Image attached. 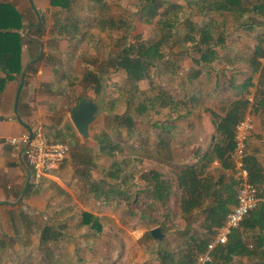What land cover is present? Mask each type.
I'll return each instance as SVG.
<instances>
[{
	"label": "crops",
	"instance_id": "crops-1",
	"mask_svg": "<svg viewBox=\"0 0 264 264\" xmlns=\"http://www.w3.org/2000/svg\"><path fill=\"white\" fill-rule=\"evenodd\" d=\"M0 3L14 7L22 25L13 31L20 46L15 40L0 46V264H199L198 256L206 251H197L199 240L211 241L216 228L206 229L202 215L197 222H185L176 173L199 165L203 152L217 140L214 116L218 122L242 96V117L250 114L253 120L247 181L257 189L258 203L264 202V115L251 109L259 73L248 64L258 48L264 52V32L225 35L217 59L195 78L188 77L191 67L169 65V77L179 79H170V85H179L181 95L168 93V101L180 103L178 112L169 106L151 109L155 99L149 96L144 99L149 107L134 109L128 129L112 119L123 114L117 110L121 99L103 98L95 101L100 115L89 126V137L82 138L69 111L81 98H90L83 74L105 73L104 88L111 80L108 74H115L114 81L124 77L122 70L102 64L103 56L117 50L109 55L96 45L110 39L115 24L108 17L109 0ZM256 62L264 66V55ZM174 69H179L175 76ZM5 72L12 77L7 79ZM247 80L252 86L246 89ZM36 129L69 145L63 163L43 174L29 168L22 150L14 154L7 142ZM148 171L170 183L165 203L150 198L142 178ZM207 171L214 182L224 174V186L230 178L242 184L234 170H222L216 159ZM240 185L233 192L235 202ZM234 205L221 208L226 218ZM155 228L162 239L150 234ZM225 244L214 247L206 264H264V225H241Z\"/></svg>",
	"mask_w": 264,
	"mask_h": 264
},
{
	"label": "trees",
	"instance_id": "trees-1",
	"mask_svg": "<svg viewBox=\"0 0 264 264\" xmlns=\"http://www.w3.org/2000/svg\"><path fill=\"white\" fill-rule=\"evenodd\" d=\"M182 1L183 5L165 0H145L141 19L146 23H151L154 18H158L155 25L156 36L153 40H144L139 36L130 37L128 40L125 36L119 44L117 52L108 57L107 63H105L107 67L124 72L126 91L130 97L139 89L140 82L149 80L152 78L151 73L159 70L158 65L164 58L163 49L165 47L170 51L177 47L176 53L171 52L167 56L169 60H171L170 57L177 58L180 55L189 58L192 66L188 77L195 78L199 75L200 69L211 67L218 57V49L224 47L225 35L228 36L230 33L223 28L225 19H230L232 30L252 31L256 28H264V0ZM218 18L222 19L221 22L217 21ZM21 26V15L14 7L10 4L0 3V46L11 44L12 40L17 41L20 46V40H17L18 34L13 31L19 30ZM263 55V50L258 48L256 54L248 60V64L254 72L259 73L251 109L254 113L260 112L264 115V66L256 62V59ZM177 70L179 69H174L172 75L175 76ZM161 73H165V70ZM5 74L7 79L12 77L11 72H5ZM105 78V73L85 72L82 77L84 91L91 90L94 95L99 97L105 90L102 85ZM0 83H2L1 80ZM150 83L153 87L147 93L138 90L145 96L135 107L136 110H146L149 104L144 99L151 96L155 99V103H151V109L159 112L169 106L170 110L178 112L179 109L176 107H179L180 103L168 101L169 96L162 91L156 92L153 80ZM250 86H252L250 80L244 82V88L247 89ZM0 90H2L1 86ZM245 104L246 101L242 96L230 106L225 117L219 119L218 122L215 121L214 116L213 124L216 126L217 132V136L213 137V139H217L214 145L203 152L199 159V165L184 166L177 170L175 177L177 188H181L183 192L180 210L187 224L197 222L202 215L206 229L216 228L217 230L226 218L221 208L235 203L233 192L241 182L230 178V184L224 186V174L218 175L217 182H214L207 168L216 159L222 170H234L232 160L233 131L242 117ZM125 113L120 116L115 115L112 119L116 123L125 124L129 129L132 125V117ZM247 161L249 158L245 156L243 160L245 170L246 168L248 170ZM142 178L147 180L152 201L165 203L168 200L171 185L161 174L148 171ZM149 180H151L150 184H148ZM253 180L249 178L250 182ZM217 184L221 185L220 190L216 189ZM196 210L199 212L195 213ZM241 225L251 228L263 226L264 202H259L256 208L241 222ZM235 231L229 235L228 240ZM209 241L208 237L199 240L197 251L202 252Z\"/></svg>",
	"mask_w": 264,
	"mask_h": 264
},
{
	"label": "rangeland",
	"instance_id": "rangeland-1",
	"mask_svg": "<svg viewBox=\"0 0 264 264\" xmlns=\"http://www.w3.org/2000/svg\"><path fill=\"white\" fill-rule=\"evenodd\" d=\"M169 2H176L180 5H183L182 0H165ZM145 6V0H109V8H108V17L111 22H114V25H111L110 28V39L103 40L97 42L96 45H99L98 48L103 49L102 51L104 53H108L109 55L112 52H115L118 50L119 44H121V41H123L124 37L126 36L129 40L130 37H136L139 36L140 38L144 40H153V38L156 36V22L158 18H154V20L151 23H146L141 19V14L144 12L142 8ZM161 11V10H160ZM221 18H218L217 21L221 22ZM231 21L230 19H226L223 22V28L227 32H230V36L234 35L235 33L239 32L240 30L231 29ZM116 28V29H115ZM264 32V28L254 29L253 32L250 34L259 33L261 34ZM132 39V38H131ZM133 41V40H131ZM252 43V42H251ZM89 49L92 50L94 46L86 45ZM261 47L264 48V40L261 43ZM96 48V47H95ZM171 52H177V47H174L170 50L165 47L163 49L164 58L158 65L159 70L154 71L155 73H151V77L149 80L144 81L143 83H140L141 89L144 88L145 92L147 93L149 89H151L152 83L151 80H153V85L155 86L156 92L162 91L165 92V94L171 93L175 97H179L181 95V90L179 85L171 86L170 85V79L174 82H178L179 79L171 78L169 77V70L166 68L171 65L172 63H175L177 65L182 66L183 68L191 67L192 64L188 57L179 56V57H170L167 58L168 55L171 54ZM99 59V58H98ZM108 57L103 56L102 57V64L107 63ZM161 68V69H160ZM165 70V73H161ZM108 77L111 79L109 82V85L106 86L105 90L102 92V94L98 97L92 93L91 90H87L85 93L89 94V97L96 101L101 103L103 98H106L107 102H110L111 100H116L117 98L121 99L119 100L118 105V112L128 114L132 117V114L135 112V107L139 103L140 100L145 96V94L140 93L138 90L133 94V96L130 97L129 94H127V86H126V80L125 76L118 78V81L112 80V77H116L115 74L113 76H110L108 74ZM176 79V80H175ZM115 82V83H114ZM114 84V85H113ZM147 95V94H146ZM116 109V108H115ZM100 115L99 113L97 114Z\"/></svg>",
	"mask_w": 264,
	"mask_h": 264
},
{
	"label": "built area",
	"instance_id": "built-area-1",
	"mask_svg": "<svg viewBox=\"0 0 264 264\" xmlns=\"http://www.w3.org/2000/svg\"><path fill=\"white\" fill-rule=\"evenodd\" d=\"M252 128L253 120L250 114H245L234 127L232 160L235 174L240 178L242 184L237 191L233 209L224 223L215 231L206 246V251L198 256L199 264L211 262L210 254L214 247L224 245L229 235L238 229L241 222L258 204L257 189L247 181V171L243 168L247 142ZM7 142L14 150V154L22 150L27 166L37 174L56 169L69 153L67 143L55 139L40 129L22 132L19 136L8 138Z\"/></svg>",
	"mask_w": 264,
	"mask_h": 264
},
{
	"label": "water",
	"instance_id": "water-1",
	"mask_svg": "<svg viewBox=\"0 0 264 264\" xmlns=\"http://www.w3.org/2000/svg\"><path fill=\"white\" fill-rule=\"evenodd\" d=\"M21 84L22 82L20 83V87ZM98 110L99 105L94 100L87 97L81 98L71 107L69 111V119L80 137H89L88 129L94 122ZM150 234L154 239H162V234L160 233L159 228L153 229Z\"/></svg>",
	"mask_w": 264,
	"mask_h": 264
}]
</instances>
